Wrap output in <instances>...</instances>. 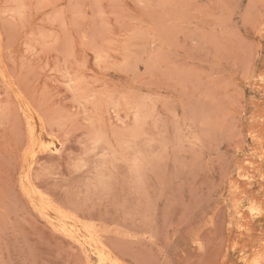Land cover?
<instances>
[{
	"label": "rangeland",
	"instance_id": "rangeland-1",
	"mask_svg": "<svg viewBox=\"0 0 264 264\" xmlns=\"http://www.w3.org/2000/svg\"><path fill=\"white\" fill-rule=\"evenodd\" d=\"M262 237L264 0H0V264H264Z\"/></svg>",
	"mask_w": 264,
	"mask_h": 264
},
{
	"label": "bare ground",
	"instance_id": "bare-ground-1",
	"mask_svg": "<svg viewBox=\"0 0 264 264\" xmlns=\"http://www.w3.org/2000/svg\"><path fill=\"white\" fill-rule=\"evenodd\" d=\"M264 245V237L260 238L258 243L256 244V249H260L262 246ZM241 246V245H240ZM239 246V252H238V257L241 259V260H245V257L243 256V252L241 251V247ZM253 248V247H252ZM255 250V248H254ZM247 262V261H245ZM245 262L243 264H245Z\"/></svg>",
	"mask_w": 264,
	"mask_h": 264
}]
</instances>
